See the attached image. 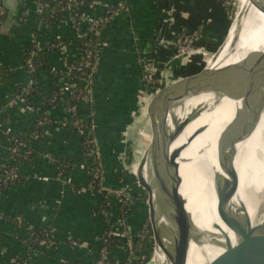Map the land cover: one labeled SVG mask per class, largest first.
<instances>
[{
	"label": "crops",
	"instance_id": "crops-1",
	"mask_svg": "<svg viewBox=\"0 0 264 264\" xmlns=\"http://www.w3.org/2000/svg\"><path fill=\"white\" fill-rule=\"evenodd\" d=\"M16 1L19 5L12 13L10 27L5 24L8 11L2 9L0 12V167L11 164L8 141L32 135L42 112V102L59 88L53 70L66 71L73 61L74 48L60 52L45 46L57 42L74 45L77 37L66 20H57L51 28L42 27L39 18L28 20L26 14L35 13L30 6L36 5V0ZM101 1L112 4L119 0ZM174 3L178 10L177 29L194 31L213 13L225 18L223 2L219 0H176ZM164 4L165 0H129V12L114 17L102 31V38L110 47L101 50L97 57L95 102L91 111L94 112L95 135L102 147L110 186L118 185L124 176L120 163L125 148L124 134H128L134 125L140 111L138 105L145 108L151 103L144 96L139 97L145 87L139 54H145L148 65H152L154 59L159 62L170 56L155 46L158 25L167 14V10H163ZM216 22L213 24L217 26ZM222 26L217 27V35L224 31ZM211 29L209 25L207 33ZM211 38L213 41L212 34H206L202 44L206 45ZM39 43L43 45L40 56L49 60L51 71L39 74L40 95L33 106L39 111L37 113L22 104L13 105L12 94L29 85L25 55L33 44ZM89 108L86 104L80 107V116L85 120L89 117ZM48 116V124L42 127L43 138L34 146L33 157L19 166L21 180L0 199V264H10L14 257L23 264H97L106 224L97 214L101 196L94 192L82 195L75 192L90 182L83 162L79 161L82 138L63 126L66 108H52ZM8 130L12 136L6 134ZM63 163L71 169L60 174L58 166ZM126 177L127 180L132 178ZM144 209L145 205L137 195L135 203L127 207L123 222L129 231V241L144 226ZM37 232L50 234L59 244L51 249H35L27 234ZM71 241H78L84 247H72ZM126 249V246L114 249L108 264L125 261L128 257Z\"/></svg>",
	"mask_w": 264,
	"mask_h": 264
},
{
	"label": "water",
	"instance_id": "water-1",
	"mask_svg": "<svg viewBox=\"0 0 264 264\" xmlns=\"http://www.w3.org/2000/svg\"><path fill=\"white\" fill-rule=\"evenodd\" d=\"M253 2L257 12L264 16V1ZM18 5L16 0H0V12L2 9L8 11L5 23L7 27H10L12 13ZM36 5L30 6V10L35 13L28 12V20L40 17V10ZM236 8L234 18L239 11L238 5ZM256 14L249 17L250 12L246 13V29L251 30L259 25L260 17ZM233 21L234 19L211 54L163 85L151 103L142 108L124 143L121 168L126 170L123 169L124 174L131 176L148 196L143 225L149 233L155 264H187L191 243L199 234V229L187 210V201L181 194L183 178L180 174L179 159L187 147L173 149V146L187 126L200 116V111L207 110V105L203 108L197 107L185 119H181L179 114L187 101L207 92H212L219 98L242 99L244 102L245 111L236 115L233 123L216 142L217 160L223 175L215 176L210 173L208 177L212 181L217 200L214 212L217 211L227 226L238 229L248 244L240 252L245 255L246 260L236 264H264V223L253 224L246 213L245 205H240L235 212L231 208V202L237 197L240 188L236 167L237 145L255 132L264 114V50L249 53L238 64L209 70V62L219 57L224 50L234 25ZM241 32L240 30L238 41ZM228 79L232 81L231 86L225 84ZM219 83L221 84L216 85ZM200 132L196 131L195 134ZM138 139L143 141L139 149ZM98 149L105 168L103 187L108 188L109 173L100 143ZM114 188L123 190V184L119 183ZM138 193L137 191L128 196L135 198ZM139 230L131 236L132 249L135 248ZM161 254L165 260L157 259V255Z\"/></svg>",
	"mask_w": 264,
	"mask_h": 264
},
{
	"label": "built area",
	"instance_id": "built-area-1",
	"mask_svg": "<svg viewBox=\"0 0 264 264\" xmlns=\"http://www.w3.org/2000/svg\"><path fill=\"white\" fill-rule=\"evenodd\" d=\"M54 1L59 2L62 5V12L65 14L63 20H66L73 26L77 37L74 45H67L63 42H57L51 46L50 50L52 51L64 52L69 48L75 49L73 61L71 62V65L67 67L66 71L53 70V74L55 75L59 85V92L55 94L53 102H58L57 107L62 106L66 108L67 118L63 120V126L69 127L70 121L72 120V126L74 130L79 132L81 105L86 104L88 107H90V110H92L91 108L95 102V79L97 75V64L94 61H96L101 50L108 49L110 47L108 42L103 40L102 43L98 45L99 52H94L89 48L84 49L82 44L83 42H86L85 44L88 46V43H91V36L93 34H98L101 36L103 29L110 24L114 17L120 13H128L129 0H119L112 4L105 3L101 0ZM170 2L171 5L167 10L166 18L160 21L157 29L158 32L155 38L156 49L170 53L169 58L164 61L160 60L159 62L158 59H154L152 65H148L145 54L143 52H141V55L139 54V64L143 72L145 85L144 89L140 93V97L144 96L148 101L153 99V97L159 92L163 85L172 80V75L175 74V71L177 72L184 67L189 66L199 57L204 59L209 55L207 48L202 44L206 35V30H204V27L207 25V22H204V25L200 26L201 28L195 29L194 31H189L187 29H177V9L176 4L174 3L176 0H170ZM36 3L40 10V16H42L46 6L43 5L41 0H38ZM36 46L37 48L35 52L29 51L28 53L29 60H27L26 67L30 76L36 73L33 63L34 59L39 57L43 52V47L40 43L38 45L36 44ZM77 74H79V76H77ZM37 85V81L30 79L27 89L30 90L32 87ZM79 87H82L83 89H79ZM68 97L75 100L77 104L74 106H66V99ZM12 104H22L27 110L31 112H39L34 107L26 104L24 99H21L20 97L13 98ZM138 106L140 109V103ZM87 121L89 122L88 126L90 127L89 134L94 135V143L98 148V141L95 135L96 124L94 120V112L91 111ZM47 124L48 121L46 120V122L42 123L41 125L43 127ZM79 133L82 135L83 131ZM6 134L8 136H12L11 130L6 131ZM10 151V153L13 154L17 153L18 141H16L15 146ZM90 155H93V153H90ZM121 158H123V154L121 155ZM94 159L99 161V168L94 171L93 177L101 182L100 191L96 192L92 186H90L92 184L87 187L77 189L76 191L74 189V191L79 195L85 194L87 192L97 193L101 196V205L105 203V209L100 211L99 208L97 213L99 217L103 219L105 218L107 220L105 221L106 231L102 240V246L99 251L100 257L97 264H107L112 253L110 247L113 236H121L125 241L126 247L131 251L133 250L130 247L129 231L122 219H119L110 228L111 210L114 203H118L120 207L126 206V208H129L133 203H135L133 200L136 197L132 198L128 195H133V193L137 191L139 192L137 195L139 198H141L143 203H145V199L143 197V191L140 189L139 185L134 181V179L131 178L130 180H127V174H124L120 180V183L123 184V190H118L114 188V186L104 188L103 177L105 168L101 162L99 149L98 153L95 154ZM83 167L86 169L85 163H83ZM20 180L21 174L18 166L13 165L10 167V169L0 167V199L5 192L15 185L16 181ZM38 180L48 181L47 178H39ZM102 199L104 200L102 201ZM107 208H109V211L106 210ZM145 232H147V230ZM147 235H149V233ZM143 236H145V233L141 235V245L146 239V236L142 238ZM31 237L33 238L32 245L35 247V249H51L59 244L55 237L51 236L50 234H46V237L42 238L40 236H35V234L32 233ZM70 245L75 248L84 247L78 241H71ZM10 264H23V262L18 257H14L11 259ZM129 264H133V262L130 261Z\"/></svg>",
	"mask_w": 264,
	"mask_h": 264
},
{
	"label": "bare ground",
	"instance_id": "bare-ground-1",
	"mask_svg": "<svg viewBox=\"0 0 264 264\" xmlns=\"http://www.w3.org/2000/svg\"><path fill=\"white\" fill-rule=\"evenodd\" d=\"M253 1L248 0L247 5L242 8V4L239 6L232 34L220 56L210 62L209 70L238 64L249 53L264 50V43L255 46L256 43L264 40V16L257 12L256 7L252 12L248 10V6ZM248 11L249 17L254 13L260 17L259 25L251 30L245 27ZM240 30L242 32L238 41ZM231 82L228 79L225 84L231 86ZM206 105L207 110L200 111V116L187 126L173 146V149L187 147L179 159L180 174L183 178L181 194L186 199L187 210L199 229L198 237L191 243L187 264H236L246 260L245 255L240 252L248 244L243 240L238 229L227 226L217 211L214 212V204L217 200L208 174L223 175L217 160L216 142L233 123L236 115L245 111V106L242 99L219 98L214 93L207 92L187 101L179 118L185 119L191 111ZM196 131L201 132L197 135ZM237 151L236 167L240 177V188L237 197L231 202L232 211L235 212L240 205H245L251 222L262 224L264 223V114L255 132L237 145ZM257 193L261 194L262 200L255 204L252 194ZM160 258L164 259L162 254L157 255V259Z\"/></svg>",
	"mask_w": 264,
	"mask_h": 264
},
{
	"label": "trees",
	"instance_id": "trees-1",
	"mask_svg": "<svg viewBox=\"0 0 264 264\" xmlns=\"http://www.w3.org/2000/svg\"><path fill=\"white\" fill-rule=\"evenodd\" d=\"M38 1V0H36ZM43 5L46 6V9L44 11V14L39 17V23L41 24L42 27L45 28H51L57 20L64 19L65 14L62 12V5L59 2H56L54 0H41ZM89 1V0H86ZM241 3H239L240 6ZM48 6V7H47ZM169 7L167 0H165V4L163 7V10L165 11ZM239 10V9H238ZM229 29V25H228ZM222 40V39H221ZM103 41L102 35L99 36L98 34H93L91 36V43H88V46L85 44L86 42H83V48L84 49H91L94 52L97 51L99 52L98 45L101 44ZM73 41V43H75ZM79 43V42H78ZM43 46V45H42ZM51 46L47 45L45 48L49 49ZM37 46L36 44H33L31 47L30 51L35 52ZM27 60H29L28 53L25 55V66H27ZM97 64V59L94 61ZM36 73L34 75L30 76V79L37 81L39 79V74L41 71H51V66L49 63V60L46 57L39 56L34 59L33 61ZM79 76V74H77ZM28 87V86H27ZM20 89L15 92H13V97H20L21 99H24L25 103L28 104L29 106L33 107L35 104L36 98L40 95V89L39 86L32 87L30 90L27 89ZM79 89H83L82 87H79ZM59 92V88L57 87L55 92L47 97L43 102H42V107H41V114L37 120V124L34 127L32 131V135L29 136L28 138H11L8 142L10 144V150L15 146L16 141H18V151L17 153H10V161L11 164L8 166H5L3 168L5 169H10L11 166H19L28 162L34 155V146L38 143L43 138V130H42V123H45L46 120H48L49 116L48 113L52 108L57 107L58 102H53V99L55 97V94ZM77 102L73 100L72 98L68 97L66 99V106H74L76 105ZM89 114H91V110L89 108ZM89 122L85 120L84 118H80V129L79 132H82V135L78 131H75L73 126H72V120L70 121L69 125V130L71 133H75L79 135L82 138V145H81V156L79 161L83 162L86 164V173L89 176L90 182L87 186H92V188L96 191H100V181L98 179H95L93 177V173L95 170L99 168V161L94 159V156L96 153H98V148L96 147L94 143V135L89 134L90 127L88 126ZM90 153H93V155H90ZM13 164V165H12ZM59 167V172L60 174L64 173L65 171H70V166L66 163H63L58 166ZM122 177V176H121ZM18 181L15 182V184ZM103 198V195H102ZM104 199H102L103 201ZM134 202L136 201V198L133 200ZM105 203L103 205H100V211L105 209ZM109 211V208L106 209ZM127 211L126 206L120 207L118 203H114L113 208L111 210V219H110V228L112 225H114L119 219H122L124 221V216ZM104 222L107 221L105 218L103 219ZM26 231V229H25ZM141 231V229L139 230ZM35 236H40L42 238L46 237V234L48 233H34ZM28 239L30 240V243H32L33 238L31 237V234H27ZM151 241V240H150ZM150 241L143 242L141 245V241L138 242L137 246L131 251L128 248L127 250V259L125 261H121V264H129L130 261L133 262V264H145V260L147 257H152V243H149ZM141 245V246H140ZM125 241L121 236L115 235L111 239V251L114 249H124L125 248ZM141 247V248H140ZM134 259V260H133ZM109 263V262H108ZM107 263V264H108Z\"/></svg>",
	"mask_w": 264,
	"mask_h": 264
},
{
	"label": "rangeland",
	"instance_id": "rangeland-1",
	"mask_svg": "<svg viewBox=\"0 0 264 264\" xmlns=\"http://www.w3.org/2000/svg\"><path fill=\"white\" fill-rule=\"evenodd\" d=\"M219 1H222L223 2V9H224V17L225 18H220V16H218L216 13H213L211 16H209V20L207 21H201V23L199 24V26L196 28V29H199V28H201L200 26H202V25H204V22H207V25L204 27V30H206V34H212L213 36H214V40L212 41V38H211V40L210 41H208V43L206 44V45H204L206 48H207V51L209 52V54H211V51L213 52V50L219 45V43H220V41H221V39L225 36V34H226V32H227V30H228V25H229V27L231 26V24H232V20L234 19L235 20V18H234V14L236 13V10H237V5H238V8H240L239 7V3H241L242 4V6H241V8L243 7V6H246L247 5V1L248 0H219ZM258 1H264V0H258ZM207 2H208V0H207ZM167 3H168V5H169V7H170V0H167ZM254 2H251L250 3V5L248 6V10L250 11V12H252L254 9H255V6H254V4H253ZM240 4V5H241ZM169 7H167V9L166 10H168V8ZM176 12H178V10H176ZM226 15V16H225ZM262 17V16H261ZM177 18H178V16H176V20H177ZM213 21H217L216 23H218V25L216 26L215 24H213ZM234 22V21H233ZM223 26H222V25ZM209 25H211L212 26V29L211 30H209L210 31V33H207V29L209 28ZM216 26V29H213L214 27ZM223 27V30L224 31H221L222 33H220V35H217V27ZM211 28V27H210ZM185 30V28H181V30ZM214 33V34H213ZM264 43V40H261L260 42H258V43H256L255 44V46H259V45H262ZM201 59V57H199V58H197L195 61H193L189 66H187V67H184L183 69H181V70H179V71H175V74L174 75H172V80L173 79H175L181 72L183 73L184 71H186L187 69H190V67L191 66H194L197 62H199V60ZM140 97V96H139ZM141 107H140V111H139V114L141 113ZM132 128V127H131ZM124 139H126V133L124 134ZM139 141H137V146H138V149H139V146H141L142 147V145H143V141L142 140H140V139H138ZM144 153V152H143ZM148 170V169H147ZM143 193V197H144V199H145V203H144V205L146 206L147 205V200H148V196H147V194L143 191L142 192ZM138 196V195H137ZM252 196H253V199H254V203L255 204H258V203H260L261 202V194H259V193H257V194H252ZM139 197V196H138ZM140 199V201H141V198H139ZM147 207V206H146ZM146 231V227L145 226H143L142 228H141V231L139 232V234H138V236H137V240H136V242H135V246H137V244H138V242L141 240V235H143V233H145V236H146V239H145V242L146 241H148V240H150V237H149V235H147L148 233L147 232H145ZM145 236H143L142 238H144ZM130 243H131V240L129 241ZM145 264H155L154 263V260H153V256L152 257H149V258H147L146 260H145Z\"/></svg>",
	"mask_w": 264,
	"mask_h": 264
}]
</instances>
